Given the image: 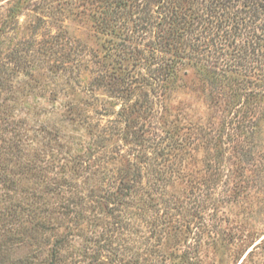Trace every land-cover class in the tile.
Returning a JSON list of instances; mask_svg holds the SVG:
<instances>
[{"label": "rangeland", "instance_id": "obj_1", "mask_svg": "<svg viewBox=\"0 0 264 264\" xmlns=\"http://www.w3.org/2000/svg\"><path fill=\"white\" fill-rule=\"evenodd\" d=\"M99 15L87 0H0V219L24 207L16 236L44 225L13 257L264 264V104L218 92L198 52L157 51L175 72L154 85L155 26L127 13L112 32ZM126 35L144 56L123 53Z\"/></svg>", "mask_w": 264, "mask_h": 264}, {"label": "trees", "instance_id": "obj_2", "mask_svg": "<svg viewBox=\"0 0 264 264\" xmlns=\"http://www.w3.org/2000/svg\"><path fill=\"white\" fill-rule=\"evenodd\" d=\"M87 1L100 8L98 22L108 31L117 32L119 23L124 22L127 13L132 17L138 14L136 23L145 28L155 26L150 64L158 66L152 72L156 74L154 77L152 75L154 85L159 84L157 78H161V75L166 80L175 72V59L165 60L156 54L157 51L181 57L185 54L190 58H194L192 54L198 52V65L218 92L228 87L231 95L245 97L244 102L239 99L238 104L253 102L257 108L264 104V0ZM127 7L128 12H121ZM133 8H136V12ZM127 36H120L121 43L117 46L122 45L123 53L135 52L140 58L145 51L129 43ZM45 42L48 43V40ZM109 76L115 78L109 83L117 90H124L131 83L126 76ZM23 209L15 208L13 212L5 214L4 220L0 219V264H37L27 256L13 257V246L23 244L29 237L28 240L37 238L38 232L44 229L42 222H38L31 228L27 227L29 229L23 228L21 235L16 236L14 224L20 222V226H24V218L21 217ZM26 209L29 217L35 218L32 209Z\"/></svg>", "mask_w": 264, "mask_h": 264}]
</instances>
